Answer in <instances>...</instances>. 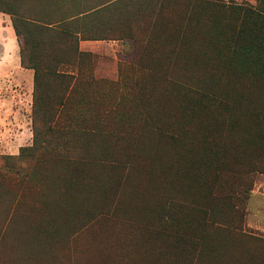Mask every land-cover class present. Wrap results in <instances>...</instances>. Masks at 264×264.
<instances>
[{
	"label": "rangeland",
	"instance_id": "rangeland-1",
	"mask_svg": "<svg viewBox=\"0 0 264 264\" xmlns=\"http://www.w3.org/2000/svg\"><path fill=\"white\" fill-rule=\"evenodd\" d=\"M256 4L0 0L73 35L24 31L36 118L33 69L0 87V264H264V22L233 7Z\"/></svg>",
	"mask_w": 264,
	"mask_h": 264
},
{
	"label": "trees",
	"instance_id": "trees-1",
	"mask_svg": "<svg viewBox=\"0 0 264 264\" xmlns=\"http://www.w3.org/2000/svg\"><path fill=\"white\" fill-rule=\"evenodd\" d=\"M256 6H245V5H234L233 7L238 10L242 15V17H244L245 20H255L258 19V22L263 23L264 22V0H256ZM0 12L5 13L7 15L10 16L11 19V25L12 28L14 30V33L17 37L18 43L20 44V40L23 39V44H21L20 46V64L22 68H30L34 70V101H33V115H35V118L38 116V103H40V99H38L39 97V93H38V67L37 65H32V66H26L25 62H26V57H25V52L29 51L30 47H34V44H32V41L35 40V38H32L31 34L25 33L24 31L26 29L33 30V32H39L43 35H45V37L47 39L49 38H55L57 40H60L63 38V34H66L71 37L73 36L72 34H70L65 28L60 29V25L63 24V21H57V22H52V20H54L50 14L46 13V14H41V13H30L27 10H10V11H2L0 10ZM262 14V15H258V14ZM38 14H41V19H49L46 22H41V21H36L35 22V17H38ZM32 15L34 17V19L29 18ZM45 15V16H44ZM48 17V18H44V17ZM30 20H34L31 23ZM37 23V24H36ZM48 25V27H47ZM52 25H56L55 28H50ZM259 30V27L257 25H253L250 29V31L252 33H255ZM67 32V33H65ZM76 35V33H74ZM251 34V33H250ZM249 34V35H250ZM41 38H37V40ZM84 39V38H83ZM86 39V38H85ZM77 42V41H76ZM37 43V41H36ZM251 45V47L256 48V50L260 49V44L255 43V44H251L248 43V41L244 42L243 44H241L240 46H237L235 48V51H238L241 54H248V49L246 47V45ZM34 124V121H33ZM34 133V141H33V145L31 147H27V148H23L20 150L19 156H22L24 154V152H29V151H33L36 148V131H33ZM238 213V212H237Z\"/></svg>",
	"mask_w": 264,
	"mask_h": 264
},
{
	"label": "crops",
	"instance_id": "crops-1",
	"mask_svg": "<svg viewBox=\"0 0 264 264\" xmlns=\"http://www.w3.org/2000/svg\"><path fill=\"white\" fill-rule=\"evenodd\" d=\"M0 25L2 28L7 29V33L5 35L6 37H4L3 40L2 38L0 39V43L3 45L4 49H6V52H3L2 55H0V69L6 68L5 65L9 66V64H13V66L16 67L15 70H12L10 69L11 67H8L9 72H7L8 70H3V72L0 71V87L6 86L7 82H9L11 78L13 80L17 79L19 82H27L28 86L32 87L33 74H31V72L28 70L22 69L20 66L18 40L12 28L10 18L1 17ZM13 52H15L16 57L14 56ZM14 71L17 72L18 76L13 73ZM5 103L6 102L3 104L0 100V123L5 121L4 119H6L9 115L7 112L9 110H7V105Z\"/></svg>",
	"mask_w": 264,
	"mask_h": 264
}]
</instances>
